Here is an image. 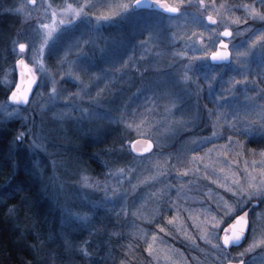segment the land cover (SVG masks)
<instances>
[{
    "label": "rangeland",
    "instance_id": "1",
    "mask_svg": "<svg viewBox=\"0 0 264 264\" xmlns=\"http://www.w3.org/2000/svg\"><path fill=\"white\" fill-rule=\"evenodd\" d=\"M22 2H24V0H14L12 11L22 20V25L18 32L19 38L24 39L21 43L29 44V49L26 51L24 58L29 64H35L36 61L32 49L34 47L33 41L37 40L38 37H36L33 32L35 25L32 24L30 20H26L24 15L18 11ZM43 2L44 0H38V4ZM52 2L55 6H62L65 0H52ZM93 2L97 7L89 9V11H96L99 15L101 13H107L110 5H117L121 3L122 0H93ZM168 2L176 4L179 0H168ZM213 2L218 7L216 9H209V11L214 16H217L216 25H221L220 27L212 25V27L216 28V33L220 34L219 38H223L222 33L226 16H231L233 20H235L237 16H245L246 9L241 7L243 4L254 3L256 7H260L259 0H204L205 4H212ZM197 3L198 0H184L182 7L188 10L183 15H172L155 10L158 13L157 19L161 21L159 22L161 24V29H165L161 32H165L166 36L157 33H152L151 36L147 34L144 39L133 44L131 49L132 55L125 59L123 64L114 68V70L108 69V67L105 66L106 64H113L117 59L119 60L121 52L116 57L108 56L110 47L107 44L104 46L102 45L103 42L105 43L108 40L106 38L107 34L104 32L105 27L111 26L118 20H127L128 17L137 14L136 11H133L127 18L117 16L111 22H102L99 31L95 29L94 25L91 28L82 27L80 31L86 33L83 38L88 40L89 43L84 45L79 51L73 50L70 56V59H76L77 62L73 67L82 78L83 83L89 85L91 89L90 95L96 97V93H100L99 97H96L99 102L100 110L107 111L104 104L108 99L118 95L119 98L126 99L127 101L134 100L136 102V107L134 109L126 110V107L120 109V114L122 113L120 117L125 116L124 114L126 113H131V116L135 119L145 116V119L140 122L133 119L127 120V123L132 125V127H128V134L132 137L130 141L148 139L152 140L155 145L152 152L137 156L129 147L130 141L125 144L128 148V152L130 154L132 153L133 159H131V163L123 167V169L125 172H128L129 169L134 170L132 172L131 183L137 185L135 190L131 191L130 194L123 199L122 206L118 208L116 202L105 207L97 208L114 212L117 217L120 213L122 214L124 223L121 224L122 226H120V229L122 231L125 229L129 231H123L122 235L132 237L133 240L139 239L141 242L146 243L148 260L145 264H177V262H179V264H216L215 258L212 255V246L203 240L200 234L201 228H198L197 225L204 226L209 219L215 217L216 219L212 221L213 225L219 224L221 228H227V225L233 221L235 216L240 215L241 211L247 206L250 209L249 239L246 245L238 250L233 251V249H231L232 253L235 254L238 251L246 249L248 243H250L253 238V232H255L257 236L264 235V203H249L241 209L233 199V194L230 193L227 188H223L221 184L215 182L219 179L221 183H223L229 171H240V169L234 165H230L227 157H216L215 150H213L211 154L207 152L212 145H217L223 149V146L227 142L224 135L225 133L227 137L239 135L242 143L238 149H233L229 153L231 159H239L242 166L245 157H247V162L250 167L253 166L252 161H256L257 164L255 166L259 167V162L264 160V146L260 145L257 151L252 150L249 151V153H247L246 150V145L249 140L264 141V132L259 130V121L256 122L257 127L255 130H242L246 131L247 135L238 133L236 130L232 129L229 124L223 121L220 122L219 131L213 126L214 121L207 114V109H211L216 105L211 95L208 94L206 82L200 73L205 70L210 72L213 66L216 67L217 71H220L223 68V63L212 64L210 58L203 60L198 59L193 62L194 66L197 68L195 75L200 77L199 83L203 86V90L199 93H196L192 87L195 81L183 82L181 79L188 60L192 56L198 55L197 45L200 47L207 46L208 51H216L219 49V38L217 35L212 33L209 28L204 27V25L210 22H207L206 19L203 21L198 19L199 16L202 15L203 10L202 8H197ZM169 15H172L173 19H167ZM247 24L253 25L254 21L248 19ZM262 24H264V22L255 21V27L257 28L261 27ZM227 26L232 27L233 31V37L226 39L228 40V47L235 53L236 48L234 45H236L237 42L245 41V38L248 37L250 33L239 31L244 29V24L234 25L228 22ZM193 32L196 33L195 36H193ZM79 35L80 32L75 33L74 36H64L62 38V43L67 45ZM201 35L205 37L203 43L198 39ZM188 37L191 38V41H195V43L189 41L187 39ZM212 41H214V43ZM60 51L61 55L58 60V72L49 68L47 63L48 52L45 51L44 53L45 64L52 74L42 89L46 94L45 97L38 103L39 98L36 96L38 89L36 87L31 102L25 106L23 105L19 113L4 117L3 113L0 112V125L5 126L8 122L18 121L19 131L16 136L23 147L28 149L36 157L42 156L47 160L53 159L54 162H49L47 165V170L50 175L48 177L47 174H45V178L48 177L47 180L50 182L48 184L50 185L53 198L59 203L58 205L68 223L65 228L72 229V231H70L71 229L67 230L60 228L58 230L59 237L63 242H69V238L72 237L74 229H90L93 228L94 225L90 222L80 223L68 220L65 215V208L73 211H79L81 208L90 210L87 207L89 202H99L105 197L102 186L96 188L88 187L85 184V180L90 183L106 181L109 185L115 181L118 187L122 185L123 188H128L129 180L123 179L122 176L117 175L116 169H112L111 172L109 169L102 176L92 177L84 172L79 178H74L72 172L73 169L76 168V165L72 164L73 160L66 155H61L62 152L60 153L61 158L55 160L57 157L54 156L52 150H49L48 133L44 132L43 127L46 123L54 122L58 125H64L70 122H76L83 125H94V119H89L86 116L81 117L79 112L68 113L62 116L60 113L62 111L65 113L67 112L65 105L68 103L63 97H61V100L57 102L55 107H52V105L48 103L47 94L50 91L53 78L56 81L57 88L63 91L64 96H67L69 92L78 93L82 89L80 81L75 77L65 75L68 71V65H62L60 63L63 48H61ZM111 51H114V49H111ZM184 51L189 52L188 57L180 55V53ZM85 54L88 59H77V57H83ZM110 55L112 54L110 53ZM19 59L20 56L15 45L11 48L10 62L13 65H4L0 72V85L3 90L8 91L9 94L16 84L15 66ZM227 63H229L231 67H236L234 60ZM89 67H93L94 69L89 72ZM83 69L88 70L87 76L82 75L81 71ZM105 69L114 73V76H108L107 79H105ZM168 69L178 84L176 87L174 86L172 88L175 92H172L171 95L168 94L169 90L167 91V87H163L162 83L164 79L161 77V75L163 76L167 72L165 70ZM224 72H227L229 76L235 74L238 78L242 79V76L238 73L231 72L229 69H224ZM247 74L250 78L264 74V67L260 65L258 59L253 58ZM134 79H137L138 82L133 83ZM258 83L264 84V79L258 80ZM127 84H133L134 88L128 87L129 91L127 89ZM217 91H219V89H217ZM252 91L253 89L249 88V94H251ZM237 92L240 94L226 98L224 102L226 108L236 107L245 103L244 92L241 86L237 87ZM166 97L169 102H164ZM5 101L6 100H1L0 105ZM41 103L46 105L44 109H41ZM76 103L83 104V107L88 108L91 101L87 100V96H85L84 99L77 96ZM173 104L175 105L174 108L171 107ZM30 114L31 119H29ZM252 119H255V117H252ZM79 128L83 129V126H78L75 129L78 130ZM178 131H180V135L177 133ZM214 132L221 138H214ZM20 133H24L23 137L20 136ZM41 134L45 137L43 141L39 139ZM34 135L36 137L35 144L43 143L45 147H34ZM175 137L178 138V142H176L177 145L186 142L190 145L189 150L187 144L174 146L172 142ZM196 137H208L211 139L212 144H205L203 147L193 148V141ZM127 139L125 141H127ZM193 150L206 157L200 164V167L205 168V166H207V175L198 176L195 178L198 180V183L189 184L188 180L193 178L189 176L185 180L179 179L181 173L177 171V169L191 167V152ZM162 152L164 155L161 154ZM251 152L254 153L251 154ZM166 156H171L172 159L166 160ZM209 156L213 160V164L211 165L208 164ZM166 164H171L173 166L172 169L168 170L171 172L169 179L173 186L171 196L179 202V213L176 207L169 206L167 202L164 205L158 203L157 189L161 187L160 183L137 184V178L143 179L145 176L155 174L158 166H160L159 171L164 172L165 168L163 166ZM221 167L225 169L224 173L219 172ZM240 175H243L242 171H240ZM208 177H212V179H208ZM230 179L229 177V180ZM164 183H167V181ZM176 185H183V190L176 189ZM177 192H179V196ZM228 204H232L235 207V213H228L222 216L218 209L226 210ZM172 217L176 219L172 220ZM193 236L196 237V240L199 242V247L193 245L191 240ZM153 237H155V239ZM150 245L153 248V252H149L148 250ZM244 259L245 264H264V247H257L255 251L248 252Z\"/></svg>",
    "mask_w": 264,
    "mask_h": 264
},
{
    "label": "snow or ice",
    "instance_id": "2",
    "mask_svg": "<svg viewBox=\"0 0 264 264\" xmlns=\"http://www.w3.org/2000/svg\"><path fill=\"white\" fill-rule=\"evenodd\" d=\"M184 0H179L178 3L172 4L168 0H122L121 3L117 5H110L107 13L97 14L96 11H89V9L96 8L97 5L93 0H65L62 6H55L52 0H44L43 3L38 4V0H24L18 8L26 20H30L32 24L35 25L33 29L34 35L38 37L37 40L33 41L34 47L32 49L33 56L35 58V64H29L24 58L26 51L29 49L28 43L16 42V47L20 59L18 63L21 65L20 73V84L15 85L14 90L11 91L8 99L0 105V112L3 113L4 117L11 116L13 114L19 113L23 105L29 104L30 97L33 93V86L35 85L38 89L36 96L39 98L38 103L45 97L43 92V86L48 81L49 77L52 75L48 70L44 53L48 52L49 55L59 54L61 48H63V54L60 63L68 65V71L65 75L75 77L82 84V89L78 93H67L64 96L62 90L57 88L55 79H52V85L49 93L47 94L48 103L55 107L57 102L63 97L64 100L68 101L65 105L67 112H61L63 116L68 113L79 112L81 117H87L89 119H108L111 117V113L107 111H102L99 108V102L96 97H99L100 93H96V97L90 95L91 89L88 84L83 83L82 78L78 75L73 67L76 64V59H70L73 50L79 51L89 43L83 37L86 34L80 31L82 27L91 28L93 25L95 29L99 31V28L104 21L111 22L115 17L119 16L121 18H127L133 11H138L142 7L149 8H161L169 14H180L183 15L188 10L182 7ZM260 7H256L253 4H243L241 7L246 9L245 16H237L235 20L231 16L225 17V24L223 26V37L232 38L233 31L232 27L227 26L228 22L234 25L244 24L245 27L241 32H249L250 35L245 38V41L237 42L234 47L236 48L235 53L231 48L228 47V40L219 38L220 34L216 33V28L212 25H216L217 16L211 14L209 9H216L218 6L213 2L212 4H205L204 0H198L197 8H202L203 13L199 16V20L203 21L206 19L210 22L204 27L210 29V31L217 35L219 38V49L216 51H208L207 46L200 47L197 45V56H192L188 63L184 67V72L182 76L183 82H192V87L196 93L203 90V86L199 83V76L195 75L197 68L194 66L193 62L200 59L210 58L214 62L223 63V68L220 71L216 70L213 66L211 71L205 70L201 72L200 75L203 76L206 85L207 92L211 95L215 102V105L211 109H207V114L214 121L213 126L219 131L220 122L223 121L231 126L232 129L236 130L240 134L247 135L246 130H255L257 127V121H259V130L264 132V84L258 83V80L264 79V74L257 77H249L247 74L249 70V65L253 58L258 59L260 65L264 67V24L261 27H255V21L264 22V0H259ZM190 7V6H189ZM118 9V10H117ZM94 18V19H93ZM167 19H173L172 15H169ZM251 19L254 21L253 25H248L247 20ZM221 25H216L220 27ZM156 26H150L149 36L152 35V30ZM80 32L78 37H75L69 44L64 45L62 43V38L64 36L73 35ZM196 33L193 32V36ZM191 41V38H187ZM199 41L204 42L205 37L203 35L199 36ZM195 43V41H191ZM214 43V41H212ZM143 43V42H141ZM183 57H188L189 52L184 51L180 53ZM88 59L85 54L83 57H77V59ZM235 61L236 67H231L229 63H224L228 61ZM224 69H229L233 73H238L242 76V79L238 78L237 75L229 76ZM105 79L108 76H114V73L105 69ZM39 81V84H38ZM226 85V87H225ZM241 86L244 92L245 103L243 105H238L236 107H225L224 102L227 97H233L239 95L237 92V87ZM249 88L253 89L251 94H249ZM219 89V91H217ZM223 93V94H221ZM79 96L84 99L87 96V100L91 101L88 108L83 107V104L76 103V97ZM41 109H44L46 105L40 104ZM171 107H175L173 104ZM255 117V119H252ZM31 119V114L29 115ZM119 119H124L127 127H132V125L127 123L128 118L126 116L119 117ZM139 134V133H138ZM24 133H20L23 137ZM226 137V144L223 149L217 145H212L211 148L207 150L209 154L215 150L216 157H227L230 165H234L243 172L240 175V171H229L224 178V182L221 183L219 179L215 182L221 184V187L227 188L230 193L233 194V199L236 204L243 209V207L249 203L262 204L264 203V160L259 162L260 166L256 167V161H252L253 166H249L247 162V157H245L244 163L241 166V161L239 159L232 160L229 153L233 149H238L241 145L239 135ZM213 137L220 139L221 137L217 135L216 132L213 133ZM34 135V147L43 148L45 145L43 143L35 144ZM41 141L45 139L43 134L39 137ZM144 144L147 147L143 146ZM205 144H212L211 139L208 137H196L193 141V148L203 147ZM129 147L135 150L137 153L148 152L152 147V140L144 141L143 143L138 141H130ZM255 151V150H253ZM164 155V153H161ZM192 161L191 167H183L182 169H177L181 173L179 179L185 180L187 177L191 176L193 179L188 180L189 184L198 183L195 179L201 175H207L206 167L201 168L200 164L206 159L204 155L199 152L192 151ZM171 156H166V160H171ZM208 164H213L211 157H208ZM214 166V165H213ZM159 167L155 174L145 176L143 179L137 178V184H154L160 183L161 187L157 189V200L160 205H164L166 202L169 206H174L179 213L180 205L178 200L171 196V190L173 186L169 177L171 172L168 171L172 169L171 164H166L164 172L159 171ZM117 175L122 176L123 179L129 180L128 188H123L117 186V182H113L109 185L106 181H98L97 183H90L85 180V184L88 187L96 188L103 187L105 197L99 202H89L87 207L90 210H85L81 208L79 211H73L65 208L66 218L70 221H77L80 223H88L93 219V213L98 207H105L113 204L116 201L123 200L134 191L136 184L131 183L132 172L134 170L129 169L125 172L123 168H118L115 170ZM111 172V170H110ZM220 173H224L225 169L221 167L219 169ZM229 177L231 178L229 180ZM212 179V177H208ZM167 181V183H164ZM183 185H176L175 188L183 190ZM179 196V192H177ZM221 215H227L228 213H235V207L232 204H228L227 209H218ZM249 213L248 211H242V214L236 215L235 220L227 225V228H221L219 224L213 225V219H209L204 226L197 225L201 228V235L203 240L212 246V255L215 258L216 264H245V255L248 252L255 251L257 247H264V235H259L253 232L252 240L248 243V246L243 251H238L235 254L232 253L231 248L233 246H238L239 242L245 239V234L249 231ZM175 220V217L171 218ZM222 233V235H221ZM155 239V237H153ZM193 245L199 247V242L196 237L191 238ZM149 252H153L151 245L149 246ZM85 251H87L85 249ZM179 264V262H177Z\"/></svg>",
    "mask_w": 264,
    "mask_h": 264
},
{
    "label": "trees",
    "instance_id": "3",
    "mask_svg": "<svg viewBox=\"0 0 264 264\" xmlns=\"http://www.w3.org/2000/svg\"><path fill=\"white\" fill-rule=\"evenodd\" d=\"M13 3L14 0H0V72L4 65H13L10 62L11 48L17 41L24 40L18 36L22 20L12 11ZM136 13L125 21L118 20L105 27L108 40L102 45L110 47L108 56L116 57L121 52L119 60L116 58L113 64H106L108 69L114 70L132 55L133 44L149 34L150 26H156L151 29L152 33L166 36L165 32H161L165 29H161L156 11L138 10ZM60 55L61 51L59 54L47 55L48 66L55 72H58ZM93 69L88 68L89 72ZM88 70L83 69L82 75L87 76ZM165 71L168 73L161 75L164 79L162 85L167 87L171 95L175 92L172 88L178 84L170 70ZM137 82V79L133 80V83ZM128 87L134 88V85L127 84ZM8 94L0 85V101L7 100ZM164 102H169L167 97ZM104 105L111 117L94 119L92 126L76 122L64 125L45 122L43 126L44 132L48 133L49 150L57 157L55 160L66 155L76 165L74 169L72 166L74 178H79L84 172L92 177L102 176L109 169L112 171L128 166L133 159L125 145L132 137L128 134L125 120L119 119L122 115L119 110L125 107L126 110L134 109L136 102L117 95ZM124 115L137 122L145 119V116L135 119L131 113ZM78 126H83V129H75ZM18 131V121L0 125V264H145L148 260L146 243L122 235L123 231H129L120 229L124 223L121 213L117 217L109 210L96 209L93 219L89 221L94 225L93 228L74 229L69 242L60 239L58 230L71 228H65L68 223L48 184L50 173L47 165L54 161L36 157L24 148L17 140ZM177 137L173 139L174 146L187 144L189 150L190 145L186 142L176 144ZM260 145L264 146V141L249 140L247 153L257 151ZM122 201H116L117 208L122 206Z\"/></svg>",
    "mask_w": 264,
    "mask_h": 264
},
{
    "label": "water",
    "instance_id": "4",
    "mask_svg": "<svg viewBox=\"0 0 264 264\" xmlns=\"http://www.w3.org/2000/svg\"><path fill=\"white\" fill-rule=\"evenodd\" d=\"M141 9H149V10H158V11H162V12H165L163 9H161V8H149V7H147V6H145V7H142ZM140 9V10H141ZM167 13V12H166ZM172 15H174V14H172ZM223 37V36H222ZM223 39H227V37H223ZM229 46V45H228ZM219 47H220V45H219ZM229 62V61H228ZM211 63L212 64H220L219 62H214V61H212L211 60ZM224 63H227V62H224ZM20 73H21V65L17 62L16 63V66H15V74H16V84L15 85H17V84H20ZM14 88H15V86L13 87V89L12 90H14ZM35 88H36V86L34 85L33 86V93H32V96L30 97V101H29V103L31 102V100H32V98H33V95H34V92H35ZM10 94H11V92H10ZM10 94L8 95V97L10 96ZM25 106V105H24ZM148 139H136V140H134V141H138V142H141V143H143L144 141H147ZM143 146H145V147H147V145L146 144H144ZM154 148H155V145H154V143L152 142V147L149 149V151L148 152H142V153H137V152H135V150L134 149H132L131 147H130V149L132 150V152L134 153V154H136L137 156H140V155H145V154H148V153H150V152H152L153 150H154ZM245 211H248V213H249V210H245ZM242 214V213H241ZM249 218V217H248ZM235 220V219H234ZM233 220V221H234ZM232 221V222H233ZM249 228H250V222H249ZM248 235H249V231L245 234V239L244 240H242V241H240L239 242V244H238V246H233L232 248H239V247H242L245 243H246V241H247V239H248ZM231 248V249H232Z\"/></svg>",
    "mask_w": 264,
    "mask_h": 264
}]
</instances>
